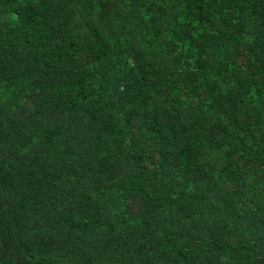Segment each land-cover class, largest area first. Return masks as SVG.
Returning a JSON list of instances; mask_svg holds the SVG:
<instances>
[{
    "label": "trees",
    "instance_id": "obj_1",
    "mask_svg": "<svg viewBox=\"0 0 264 264\" xmlns=\"http://www.w3.org/2000/svg\"><path fill=\"white\" fill-rule=\"evenodd\" d=\"M0 264H264V0H0Z\"/></svg>",
    "mask_w": 264,
    "mask_h": 264
}]
</instances>
